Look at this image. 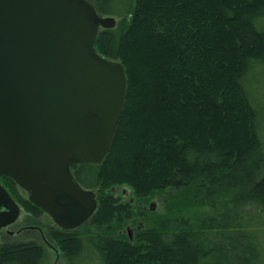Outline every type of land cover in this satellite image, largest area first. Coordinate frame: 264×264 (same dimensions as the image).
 <instances>
[{
  "label": "trees",
  "instance_id": "obj_1",
  "mask_svg": "<svg viewBox=\"0 0 264 264\" xmlns=\"http://www.w3.org/2000/svg\"><path fill=\"white\" fill-rule=\"evenodd\" d=\"M86 1L99 16L116 20L113 29L100 31L95 50L120 62L127 80L125 105L105 160L72 172L83 190L95 193L97 209L73 231H62L47 218L46 244L0 242V264H55L56 251L61 264H264V0ZM134 38L147 49V58L157 49L165 54L166 96L172 97L167 111L185 116L183 111L199 107L190 94L187 102L173 99L179 88L210 87L205 95L232 132L234 121L243 120L240 145L197 131L191 138L180 126L151 120L146 111L147 119L131 123L137 69L123 51ZM148 94L151 102L166 104ZM232 103L240 117L229 114ZM123 147L137 150L129 155L130 176L110 178L108 165ZM0 184L28 215L44 214L10 179L0 176ZM120 184H127L137 200L151 189L152 196L156 190L194 191L191 197L186 192L174 216L159 217L140 231L133 245L114 236L128 220L123 208L113 206L112 189Z\"/></svg>",
  "mask_w": 264,
  "mask_h": 264
},
{
  "label": "water",
  "instance_id": "obj_2",
  "mask_svg": "<svg viewBox=\"0 0 264 264\" xmlns=\"http://www.w3.org/2000/svg\"><path fill=\"white\" fill-rule=\"evenodd\" d=\"M115 24L86 0H0V176L62 231L96 212L71 169L103 163L125 105L123 66L95 50ZM20 213L0 184V235Z\"/></svg>",
  "mask_w": 264,
  "mask_h": 264
},
{
  "label": "rangeland",
  "instance_id": "obj_3",
  "mask_svg": "<svg viewBox=\"0 0 264 264\" xmlns=\"http://www.w3.org/2000/svg\"><path fill=\"white\" fill-rule=\"evenodd\" d=\"M140 43L141 42L138 41V39L134 38L132 41L127 42L123 51L124 54L126 53L125 55L130 62L131 68L133 70L137 69V71H133V96L135 97V102H137V107L139 105V110L136 109L137 107H134V116L131 118L132 114L129 115L128 118L131 119V123H134L135 126V119H147V117H149L151 120L159 123L168 122L170 123V126H180L186 130L185 132L189 134L191 138L197 131V133L199 132L201 135L210 133L215 141L223 142L226 139L227 143L232 146H236L237 144L240 145L244 139L243 131L241 129L243 126V120L241 119L240 122L234 121L236 133L232 132L229 126L227 127L226 125L229 122L220 117L217 108L215 109L214 105L210 104L209 97H207L208 95H205L207 91V94H209V91L211 90L210 87L205 86L206 88L201 89L202 91L197 89L194 90L192 87L179 88V92H177L176 96L174 95L173 99L179 100L176 98L178 97L186 100L190 94L194 96L199 107L183 111L185 116L167 111V104L171 103L172 97L166 96V86L170 82H168V76L163 69V61L166 58L165 54L162 53L163 51H160L161 49H157V53H155L156 56L150 54L152 55V59H149L146 57L147 49L144 50V45ZM159 52L162 54H159ZM136 73H139V76L141 77L140 79L137 78ZM164 75L165 77H163ZM204 90L205 92H203ZM149 91L152 94L155 93L157 96H160L166 104L161 103L159 105L157 102H151L148 94ZM226 102L229 104L227 99ZM236 108L237 106L235 104H230L231 113L229 114L232 117L241 116L240 111ZM144 111L148 113L147 117H145ZM202 116H208V119ZM117 150L114 153V159L111 160L108 165V176L110 178H121L126 177L127 175L130 176V170L133 168V164H131L132 160L129 155L132 154L135 149L130 150L123 147L119 148V151ZM135 152L137 153V150ZM139 156L140 155H138V157ZM140 164L145 168V165L142 162H140ZM153 190L154 189H151L150 192H148L149 194L144 198L137 200L127 184H120L116 186L115 189H112V195L114 196L113 206L121 207V209L123 208L122 211L126 213L125 217H128V220L124 222L122 226L116 228V234H114L115 237L122 236L129 244L135 245L136 236L140 231L145 230L149 224L153 223L155 219L159 217L162 218L168 215L174 216L177 210V205L186 199V192H188L189 197H191V192L194 191V188L185 190L180 189L178 191H169L166 189L162 191L156 190L152 196L150 194H152ZM101 191L103 194L107 193L104 189H101ZM149 195L152 197H149ZM25 197L27 198V195H25ZM47 218L49 217L45 214L39 215L35 218L28 215V213L22 209L19 219L5 229L0 235V242L14 241L42 243V234L46 239H49L47 236H49L48 229L51 225L48 224ZM8 232L12 233V236H10ZM128 233L131 234L130 237L128 236L130 235ZM50 242L53 245V241L50 240ZM54 254L55 264H61V258L56 256L58 252L56 251Z\"/></svg>",
  "mask_w": 264,
  "mask_h": 264
},
{
  "label": "flooded vegetation",
  "instance_id": "obj_4",
  "mask_svg": "<svg viewBox=\"0 0 264 264\" xmlns=\"http://www.w3.org/2000/svg\"><path fill=\"white\" fill-rule=\"evenodd\" d=\"M72 170V172H73V170H74V168L73 169H71ZM131 203H132V201H131ZM50 219V218H49ZM51 220V219H50ZM8 228V227H7ZM6 228V229H7ZM36 229V228H35ZM38 230V229H37ZM128 234H130V233H128ZM129 237L131 236V234L130 235H128ZM41 237H42V240H43V242L46 244L47 242H46V238L43 236V234L41 235Z\"/></svg>",
  "mask_w": 264,
  "mask_h": 264
}]
</instances>
